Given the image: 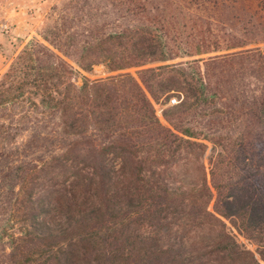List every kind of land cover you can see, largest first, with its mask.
I'll use <instances>...</instances> for the list:
<instances>
[{"label":"trees","instance_id":"trees-1","mask_svg":"<svg viewBox=\"0 0 264 264\" xmlns=\"http://www.w3.org/2000/svg\"><path fill=\"white\" fill-rule=\"evenodd\" d=\"M40 36L0 78V264H264V0H62Z\"/></svg>","mask_w":264,"mask_h":264},{"label":"rangeland","instance_id":"rangeland-1","mask_svg":"<svg viewBox=\"0 0 264 264\" xmlns=\"http://www.w3.org/2000/svg\"><path fill=\"white\" fill-rule=\"evenodd\" d=\"M61 1L62 0H0V52H3L6 60L11 57V61L13 60L18 54L14 55L13 52H15L19 46L21 47L19 48L20 51L31 39H41L40 33L50 20L53 5ZM262 47L264 49V45ZM11 61L4 69L0 70V78L8 69ZM83 73L92 79L109 75L104 65L95 66L94 71L91 73ZM9 97H13V94L9 95ZM172 98H177L178 103L181 101L177 95H173L170 100ZM5 105L8 110L1 119L12 121L14 117L13 122H17L20 115H18L19 108L16 109L14 100L9 98ZM166 106V104L162 103L156 104L157 113L163 121L164 117L162 115V110ZM211 153L212 144H209V149L203 157V161L207 168L210 166ZM17 219L18 217L15 216L13 210L10 208L5 210L3 207H0V255L4 247L7 248V252L11 250V248H8L12 241L11 236L18 233L20 228V223ZM227 225L230 230H233V234L236 235L237 240L243 246L255 251V246L250 244L244 236L234 229L231 222L227 221Z\"/></svg>","mask_w":264,"mask_h":264},{"label":"crops","instance_id":"crops-1","mask_svg":"<svg viewBox=\"0 0 264 264\" xmlns=\"http://www.w3.org/2000/svg\"><path fill=\"white\" fill-rule=\"evenodd\" d=\"M19 48H21V47L19 46ZM19 48L17 50H15V52H13L14 55H16L19 52ZM1 52H0V70L4 69L12 59V57H11L10 59L8 58L6 60L3 52L2 53Z\"/></svg>","mask_w":264,"mask_h":264},{"label":"built area","instance_id":"built-area-1","mask_svg":"<svg viewBox=\"0 0 264 264\" xmlns=\"http://www.w3.org/2000/svg\"><path fill=\"white\" fill-rule=\"evenodd\" d=\"M176 103H178L177 98H172V99L170 100V104H176Z\"/></svg>","mask_w":264,"mask_h":264}]
</instances>
